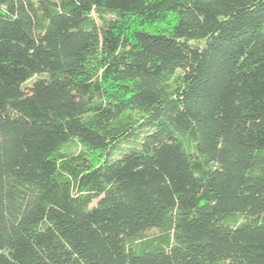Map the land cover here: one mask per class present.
Returning a JSON list of instances; mask_svg holds the SVG:
<instances>
[{"label":"trees","instance_id":"16d2710c","mask_svg":"<svg viewBox=\"0 0 264 264\" xmlns=\"http://www.w3.org/2000/svg\"><path fill=\"white\" fill-rule=\"evenodd\" d=\"M0 264H264V0H0Z\"/></svg>","mask_w":264,"mask_h":264}]
</instances>
